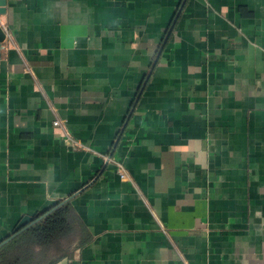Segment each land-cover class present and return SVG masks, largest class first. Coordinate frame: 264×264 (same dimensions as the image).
<instances>
[{"label":"crops","instance_id":"obj_1","mask_svg":"<svg viewBox=\"0 0 264 264\" xmlns=\"http://www.w3.org/2000/svg\"><path fill=\"white\" fill-rule=\"evenodd\" d=\"M4 1L0 246L69 201L55 264H264V0Z\"/></svg>","mask_w":264,"mask_h":264},{"label":"trees","instance_id":"obj_2","mask_svg":"<svg viewBox=\"0 0 264 264\" xmlns=\"http://www.w3.org/2000/svg\"><path fill=\"white\" fill-rule=\"evenodd\" d=\"M88 240L69 201L0 246V264H55Z\"/></svg>","mask_w":264,"mask_h":264},{"label":"built area","instance_id":"obj_3","mask_svg":"<svg viewBox=\"0 0 264 264\" xmlns=\"http://www.w3.org/2000/svg\"><path fill=\"white\" fill-rule=\"evenodd\" d=\"M0 29L4 33V40L0 44V49H7L9 46L12 44V34L10 32V29L4 19V15L0 13ZM53 127L58 128L62 130L63 133V138L64 141L70 146L74 148H80V149H85L83 145L78 143L77 141H74L69 134L66 132L64 128V123L60 119H55L53 121ZM105 163L109 164L110 162L114 165L115 167V174L119 178L120 181L123 182H131V177L129 176V173L127 169L124 167L123 164L118 163V162H113L112 158L110 155H107L104 157Z\"/></svg>","mask_w":264,"mask_h":264},{"label":"water","instance_id":"obj_4","mask_svg":"<svg viewBox=\"0 0 264 264\" xmlns=\"http://www.w3.org/2000/svg\"><path fill=\"white\" fill-rule=\"evenodd\" d=\"M0 13L1 14H5V1L4 0H1L0 1ZM3 40H4V33L1 31V29H0V44L3 42ZM30 223H32V219H30V218H28V217H26V218H24L21 222H20V224L16 227V229H15V232H14V235H12L10 238H12V237H14V236H16L17 234H19L20 233V231L22 230V229H24L27 225H29ZM9 238V239H10ZM9 239H7V240H9ZM6 242V241H5ZM3 244V243H2Z\"/></svg>","mask_w":264,"mask_h":264}]
</instances>
